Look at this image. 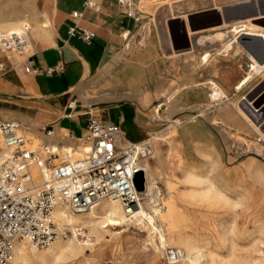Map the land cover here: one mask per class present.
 Instances as JSON below:
<instances>
[{
  "label": "crops",
  "instance_id": "obj_1",
  "mask_svg": "<svg viewBox=\"0 0 264 264\" xmlns=\"http://www.w3.org/2000/svg\"><path fill=\"white\" fill-rule=\"evenodd\" d=\"M87 1L16 0V8L24 4L31 6V49L18 54L22 60L15 66L0 62L1 117L29 126L42 144L57 147L79 143L87 129L88 110L100 123L119 128L123 139L121 147L158 136L155 133L164 130V126L170 122L169 126L175 129L164 135L172 136L176 142L177 157H183L184 163L192 167L204 163L201 156L209 155L214 161L216 153L222 162L217 135L223 145L225 143L215 126L226 132L237 131L250 139H257L256 143L264 146V139L255 137L254 128L241 118L230 102L233 100L238 106L254 89L251 87L248 90L255 75H260L256 65L245 60L246 70L236 83H233L231 73L218 68L220 61L233 57L232 52L237 46L251 51L261 67L263 61L259 60L264 57H259L252 50L250 40L253 38L251 22L254 18L264 17V12L253 18L231 20L229 23L223 19L227 22L226 27L209 40L210 51L190 59L185 54L194 51L203 41H196L197 32L188 28L187 16L208 10L223 14V10H191V3L195 0H136V9L131 8L132 0L122 5L117 0H94L96 9L87 6ZM256 5L259 9L257 1ZM164 8L165 11L159 15ZM137 9L143 13L141 18L149 14L150 19L140 21L138 15H124ZM74 13L79 16H73ZM157 16L162 17L165 26L168 20L181 18L185 27L181 32L188 46L186 51L175 53L169 36L161 37L155 26ZM242 22L250 24L252 37L249 39H235L233 36L237 30L231 26ZM71 29L74 30L73 34H70ZM83 31L91 34L89 41L80 37ZM253 41L260 44L257 38ZM185 60L188 63L184 64L183 69L189 75L183 73L182 81L166 89L163 80L172 63ZM26 68L36 73H26ZM202 72L208 75L199 81L197 76ZM263 79L259 77L258 82ZM211 82L226 98L217 107L206 104L209 102V91L213 89ZM202 105L204 108H200ZM207 109L212 110L209 115L215 117L219 125L201 115V111ZM48 130L52 131L50 137L45 135ZM261 136L264 138V135ZM251 153L253 156L247 153L244 158H236L232 152L227 155L226 161L228 163L229 158L233 159L230 168L251 158L264 162V158H261L264 147L262 152H257L253 147ZM154 160L158 163L157 167L164 169L168 158ZM159 163H163V167ZM244 167L249 174L250 166ZM150 168L155 174V169ZM206 168L207 161L202 167L193 168L199 174L187 172L182 179L188 174L200 177ZM221 171L229 181L228 175Z\"/></svg>",
  "mask_w": 264,
  "mask_h": 264
},
{
  "label": "rangeland",
  "instance_id": "obj_2",
  "mask_svg": "<svg viewBox=\"0 0 264 264\" xmlns=\"http://www.w3.org/2000/svg\"><path fill=\"white\" fill-rule=\"evenodd\" d=\"M256 1L260 5L259 9L258 5H256ZM245 2L248 3L242 4ZM214 3L216 8L223 10V14L217 10H208L187 16L188 28L191 31L197 32L196 41L197 39H200L203 43L200 46H196L194 51H191V53L185 54V57L192 59L198 54L210 51V48L208 47L209 40L217 31H221L226 27L223 25V19L228 22L231 20H241L247 17H256V14L264 12V0H215ZM135 4L136 0H132V9H136ZM252 6L255 7L249 10ZM164 11L165 8L162 9L159 15ZM136 15H138V20L140 21L150 19L149 14L146 15L145 18H141L143 13L139 12L138 9L134 12V17H136ZM156 21L157 24L155 26L158 27L161 37L163 38L169 36L172 49L175 53L184 52L188 49L181 32L185 28L181 19L168 20L166 26L162 17L157 16ZM251 23L264 27V19L253 20ZM231 28L237 30L233 35L235 39L238 37H241V39H249L252 37L251 27L248 22L234 24ZM230 46L231 44L226 48ZM261 57H264V55ZM21 60L22 58H20V61ZM188 60H185L184 62L172 63L171 68L167 73L168 75L163 80L164 87L166 89H171L177 84V82L179 83L182 81L183 73H185V75H189V72L184 71L183 69L184 64L188 63ZM246 67L247 63L245 59L238 56L232 57L227 61H220L218 63V68L222 72L231 73L233 83H236L241 78L242 74L246 70ZM260 68L262 70L264 69V61L261 63ZM207 75L208 74L202 72L201 75L197 77L199 78V81H201ZM262 75H264V71L261 75H255L256 77L249 85L248 90H250L251 87H254V89L246 95V100L239 102L238 106H235L233 100L230 101L241 118L254 128L256 131L255 137L259 139H264L261 136L264 135V79L263 81L258 82L259 77L261 78ZM157 104L158 103H155L154 105ZM206 104H209V102ZM237 107H239L245 116L240 114ZM200 108H204V106L202 105ZM0 118L3 120H10L1 116ZM169 125L170 122L164 126V130L155 134L161 136L168 133L172 129H175L174 126L170 127ZM27 127L30 129L29 126ZM215 127L217 128L218 133H221L226 146L223 145L221 138L217 135L218 142H220L218 152L220 153L222 162L217 153H213L215 156L213 159L216 163H218L220 169L228 175L231 189V193L229 194L231 198V207H220L212 210V216L208 218V221H206L200 218V214L206 209L204 204L199 206L198 200H193L192 198L188 199L189 196H197L194 191L199 190L201 187L185 184L181 180H183L182 178L187 172H193L196 175L199 174V171L193 168H199L205 165L206 160L201 156V154L200 156L204 163L200 166L192 167L187 166L186 163H184V160L182 159L183 157L180 159L175 153H173L165 162L164 169L157 167L158 163L154 159H151L150 156H146L145 159H148L150 166L155 169L154 177L157 179L155 182L150 184V189L155 192L153 195L155 204H157V207L161 208L166 205L165 202H168L167 199L171 196L170 198L174 201V210L181 216L178 220L180 225L173 229H167L166 227L162 228L164 236L171 238V246H167L165 249H159V252H156V236L153 235L150 237L145 228L133 223L128 227H117L114 230L111 229L110 232L114 235L106 232L103 234L102 238L98 240L99 242L93 241L89 245L83 246L81 250L82 255H78L76 259L74 258L70 260L67 264H169L165 258V252L168 249H176L183 254V250L179 245V240L183 236V238H190L189 240L193 241L198 246L203 245L205 247L204 252L206 254L204 253L205 256L203 255V258L200 260V264H211V260H213L215 264H264V208H259V206H257V202L254 197L246 202L238 199L240 194L244 193L251 187L253 190L255 189L254 191L256 192V186L252 184L253 180L246 172L244 166L247 165L250 166V168L259 167L264 172V162L260 159L262 162L260 163L256 159L251 158L240 162L236 167L230 168V162H232L233 159L229 158L228 163L226 161L227 155H231L232 152L235 153L234 157L237 158L240 156L241 158H244L247 153L253 156L251 153L253 147L256 148L257 152H262V148L264 146H259V144L256 143L257 139H250L237 131L231 130L226 132L219 129L217 126ZM158 136L150 138H148V136V139L144 140H146L147 143L152 144L154 142L153 139ZM26 137L33 142L34 149L41 150L42 141H33L29 134H26ZM79 144L80 143L69 146L75 147L79 146ZM132 144H139V142ZM132 144H127L124 148L129 146L131 147ZM1 149L2 141L0 138V150ZM241 149L244 150V152H242ZM42 156L45 157L43 153ZM74 158L77 159V157ZM261 158H264V155H262ZM60 163L61 161L55 163L52 162L51 164L56 166ZM169 189L171 191L170 194L167 191ZM257 195L262 196V191L258 192ZM258 208L259 210H257ZM210 219H212V221H210ZM211 222H213L212 226H215V230H212V227L209 226V223L211 224ZM192 224L196 226V231L190 229ZM222 227L224 229L226 227L232 232L231 237H229L226 241L223 240ZM82 231L78 232L80 233ZM82 233H84V231ZM116 233L118 234L116 235ZM61 234L71 237V232L68 229L59 233L60 236ZM227 243L230 244L228 245ZM24 245L26 247H31V245L26 243ZM230 245L232 246L230 247ZM38 249L43 251L42 248Z\"/></svg>",
  "mask_w": 264,
  "mask_h": 264
},
{
  "label": "bare ground",
  "instance_id": "obj_3",
  "mask_svg": "<svg viewBox=\"0 0 264 264\" xmlns=\"http://www.w3.org/2000/svg\"><path fill=\"white\" fill-rule=\"evenodd\" d=\"M126 1L127 0H124V2ZM15 2L16 0H0V35L13 32L19 33L21 26H26L28 29H31V23L33 22L31 6L24 4L19 8H16L14 7ZM214 2L215 0H195L191 3V10H203L207 8L218 9L216 8ZM128 14H131L134 17V11L131 13L127 12L124 15L128 17ZM259 15L261 14L259 13ZM248 18L251 17H247L245 19ZM261 18L263 17L254 18L253 20ZM225 24H227V22L223 21V25ZM251 26L253 30L252 39L254 40V38H257L260 41V44L258 45L251 39V47L253 51L261 57L264 55V27L257 26L253 23H251ZM232 56L242 57L251 64L256 65L260 75L264 71L260 68V63H258L252 52L246 51L241 46L234 48ZM262 61H264V59L259 60V62ZM0 62H8L12 66H15L18 62H20V57L17 53L7 52L0 48ZM261 78H264V75H262ZM211 87L213 89L209 91V104L217 107V105L222 103L226 98L213 82H211ZM211 109L213 110V108ZM211 109L201 111V115L207 120L214 122L216 125H219L220 123L218 120L209 115ZM240 112L242 113L241 110ZM18 123L21 125L20 122ZM21 127L23 128L25 136L26 134H29L33 141L39 140L38 136L27 126L22 124ZM153 140L154 142L152 144L147 143L146 140L140 141L139 144H134L133 149H131V152L129 153L128 159L135 162L137 170L143 174L145 179L144 189L137 195V203L130 210L126 211L122 207L120 200L116 198L101 199L87 211L77 214L70 212L66 207L57 206L52 212V218L56 230L59 233H62L63 230L68 229L71 232V237L61 234V236H57L46 247L42 248L43 251H40V249L34 247L26 241H21L22 243L18 242L15 244L13 249L11 264H67L70 260L74 258L76 259V257L81 254L83 246H87L93 241L100 240L106 232L111 234V229L114 230L117 227H128L133 223L145 228L150 237L153 235L156 236V252H159V249H165L167 246H171V238L164 236L162 228L166 227L167 229H173L180 225L178 220L181 216L174 210V201L170 198L171 196L167 199L168 202H165V206L159 208L157 207V204H155V199L153 197L155 192L150 189V184L155 182L157 179L154 177L155 174L150 168L148 159L145 158L146 156H150L151 159L156 158L158 160H163L164 158H170L173 153L178 156V152L175 146L176 142L172 139V136L161 135ZM29 141L32 148H34L33 142H31V140ZM84 145V141H82L79 146L75 147L62 145L57 148L56 145H52V151L59 155V158L54 159L52 162H74L81 159L86 150ZM122 147L121 148L123 150L126 149L124 146ZM127 148H130V146ZM66 154H68L69 158L66 157ZM74 157H77V159ZM204 158L207 161V168L201 176L194 177L193 175L188 174L183 180V183L201 187L199 190L194 191L197 196L187 197L188 199L192 198L193 200H198L199 206L204 204L206 209L204 208L205 210H202L203 212L200 214V218L208 221V218L212 216V210L220 207L228 208L232 206L229 195L231 193V189L230 183L224 177L223 172L221 171L222 169H220L218 163H215L209 155H205ZM163 165V163H159L160 167H163ZM248 170L249 176L253 180L252 184L256 186V192L254 191L255 189L253 190L251 187L244 193L240 194L238 199L246 202L254 197L256 199L257 206H259V208H264V172L259 167L248 168ZM29 171L35 185L41 184L47 173L45 169L39 170L36 166H31ZM259 190L262 191V196L257 195L258 192H260ZM167 191L170 194V189ZM259 208L257 210H259ZM210 221H212V219H210ZM212 224L213 222H211V224L209 223V226L212 227V230H215V226H212ZM190 229L196 231V226L192 224ZM82 230L84 233H82ZM78 231L82 232L79 233ZM117 234L118 233H116V235ZM222 235L223 240L226 241L229 237H231L232 232L225 227V229H222ZM183 237L179 240V245L183 250V254L179 251L181 253V259L175 264H200V260L203 258L205 253V247L201 244V246H198L196 243L189 240L190 238L187 239ZM25 243L31 245V247H26L24 245ZM231 246L232 245H230V247ZM211 264H215L213 260H211Z\"/></svg>",
  "mask_w": 264,
  "mask_h": 264
},
{
  "label": "built area",
  "instance_id": "obj_4",
  "mask_svg": "<svg viewBox=\"0 0 264 264\" xmlns=\"http://www.w3.org/2000/svg\"><path fill=\"white\" fill-rule=\"evenodd\" d=\"M117 1L120 5L124 2ZM86 5L97 8L94 0H88ZM73 16L79 15L74 13ZM128 17L133 16L128 14ZM73 33L71 29L70 34ZM80 37L89 41L91 34L83 31ZM0 48L17 54L29 52V29L22 26L19 33L0 35ZM25 72L36 73L29 68ZM86 116L87 129L79 141L85 144L83 157L56 166L51 162L59 155L52 151V146L42 144L41 150L32 148L18 122L0 119L3 143L0 151V264H11L18 242L26 241L36 248H44L59 235L52 218L57 206L77 214L105 198L120 200L126 211L137 203L140 192L136 190L133 178L140 171L135 162L128 159L134 144L123 150L120 147L123 139L117 126L100 123L90 110ZM51 134V130L45 131L47 137ZM31 166L47 171L39 185L33 183ZM143 180L145 183L144 177ZM165 258L168 263L175 264L181 259V253L168 249Z\"/></svg>",
  "mask_w": 264,
  "mask_h": 264
},
{
  "label": "water",
  "instance_id": "obj_5",
  "mask_svg": "<svg viewBox=\"0 0 264 264\" xmlns=\"http://www.w3.org/2000/svg\"><path fill=\"white\" fill-rule=\"evenodd\" d=\"M133 182L135 185V188L138 192H142V190L144 189V180H143V174L141 172H138L135 174L134 178H133Z\"/></svg>",
  "mask_w": 264,
  "mask_h": 264
}]
</instances>
